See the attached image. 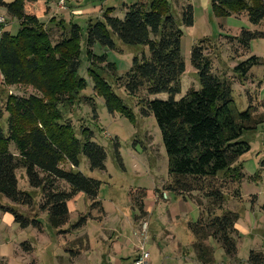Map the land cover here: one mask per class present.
<instances>
[{
    "label": "trees",
    "instance_id": "16d2710c",
    "mask_svg": "<svg viewBox=\"0 0 264 264\" xmlns=\"http://www.w3.org/2000/svg\"><path fill=\"white\" fill-rule=\"evenodd\" d=\"M35 1L0 0V9L19 24L14 34L0 32V200L5 198L12 204L0 202V211L11 214L20 228L31 225L41 230L37 216L29 219L14 207L30 210L34 207L30 193L18 188L16 170L22 168L29 186L41 191L37 210L47 213L49 225L57 232L68 233L84 226L87 218H95L91 213L84 214L65 227L70 218L67 202L76 194L82 193L89 200L90 207L98 212V219L104 215L97 201L100 182L76 168L83 156L91 170H103L106 154L102 146L92 141L90 130L80 126L76 133L62 111L64 106L79 103L78 94L86 87L78 76L81 29L56 17L48 24L42 23L36 15L25 11V4ZM211 9L216 17L246 13L249 22L259 27L254 31L242 29L231 38L238 44L235 54L247 50L251 40L264 39V0H211ZM112 12L113 8H106L102 19L90 22L87 27V71L95 95L104 99L110 114L117 112L132 119L131 109L122 106L111 86L94 69L98 67L115 75V64L108 62L106 55L93 54L92 48L99 44L116 51L112 36L125 45L147 48L148 54L135 56L131 67L122 76H116V81L129 95L140 96L141 116L151 114L160 130L168 158V179L162 189L189 199L198 207L197 220L187 222L197 261L214 262L213 248L206 243L209 239L234 260L238 251L239 215L225 206L226 196L241 198L236 189L245 177L241 158L250 150L249 143L241 137L264 123L261 112L264 102L247 92L246 108L238 109L231 82L246 81L251 77L250 69L256 65L263 66L261 82H264V58L252 55L239 62L233 67L230 80L213 74L202 45L193 46L190 64L196 71L198 88L176 98L185 72L180 25L193 24L192 6H181V19L168 0H136L125 6L122 20L110 16ZM15 85L30 86L37 94L20 97L8 93L6 88ZM162 93L165 97L158 95ZM63 162L68 163L69 169L61 166ZM143 196L141 190L134 198L140 212ZM260 210L264 213V202ZM23 249L28 252L32 248L25 244ZM247 262L264 264V253L250 250Z\"/></svg>",
    "mask_w": 264,
    "mask_h": 264
},
{
    "label": "rangeland",
    "instance_id": "374dc122",
    "mask_svg": "<svg viewBox=\"0 0 264 264\" xmlns=\"http://www.w3.org/2000/svg\"><path fill=\"white\" fill-rule=\"evenodd\" d=\"M127 1L65 0L63 4V8L71 7L82 11L76 10L73 12L76 15L73 16L70 15L69 10L63 13L67 22L71 21L81 29L78 76L85 81L86 87L78 94L79 99H81L80 102H76L72 107L64 106L62 111L64 117L71 122L76 133L79 132L80 126L90 130L93 134L92 141L102 146L106 154L103 170H91L87 159L83 156H81L76 170L84 176L100 182L97 201L105 212V217L102 220L105 228L112 226V223L114 224L118 218L121 239L129 238L127 232L133 228V215L138 212L134 198L143 190L145 196H143L142 203L153 216H149V218L151 217L149 223L146 221L147 226L149 224L148 231L142 234L140 238L146 236L145 239L151 254L156 253V244L159 239L168 240L166 239V228H171L177 241L185 245L190 253H193L194 250L191 246L193 238L186 228V224L189 221L197 220L199 216L198 207L193 201L183 199L171 191L165 190V194L162 193L158 196L160 199L156 197L155 188L162 189L163 184L168 179V158L160 130L151 114L147 117L141 116L140 96L129 95L116 81V76H122L131 67L135 56L141 58L143 54H148L147 48L139 45H125L115 36L112 38L116 44V51L109 50L99 44L92 48L93 54L97 56L106 55L108 62L115 64V75L107 74L106 70L98 67H94V69L111 86L113 92L120 98L122 106L131 109L134 116L132 119L117 112L110 114L104 99L95 95L93 81L88 76L89 62L85 52V39L89 23L102 19L103 10L109 7L113 8L110 16L122 20L125 6L130 4ZM168 1L180 19L181 6L190 4L193 11V24L188 27L180 25L182 32L180 50L185 63V72L181 76V91L176 95V98L183 96L189 89L198 88L197 74L190 64V52L193 46L202 45L204 54L210 59L213 74L228 77L230 80H232L230 76L234 73L232 69L239 62L252 55L260 59L264 58V39L262 38L251 40L247 50L242 54L240 51L235 54L238 44L236 40L231 41V38L238 36L242 29L254 31L259 28L249 22L246 13L216 17L211 9V0ZM53 6L57 7L56 10L62 9L60 5L58 6V1ZM27 10L28 8H25L28 13ZM0 17L3 18V23H0V32L16 33L19 28L18 21L15 18H9L6 13L0 12ZM49 27L51 29L53 25ZM49 27L48 30L50 31ZM54 29L59 31L57 27ZM50 35L54 39L52 33ZM200 41L203 42L200 43ZM249 73L251 77H248L246 81L240 83L236 79V82H231L233 101L238 109L246 108L248 104L247 92H250L251 95L254 94L261 103L264 102V82H261L263 66H253ZM6 89L8 93L20 97L37 94L32 87L25 85H15ZM158 95L165 97L163 93ZM86 98L89 102L88 100L84 102L83 99ZM261 112L264 115V108L261 109ZM94 115L96 118L93 117ZM241 139L250 145L249 152L241 158L245 177L236 187L241 198L237 199L232 195H227L225 203L227 208L239 215L236 222V228L240 230L237 239L238 251L236 258L231 261L224 255L219 245L207 241V244L213 248L214 262L212 264H248L249 251L252 248L261 252L264 251V213L260 210V206L264 202V123L258 126L255 131L245 132ZM61 166L69 169L66 162H63ZM16 178L18 188L30 193L34 207L33 210L20 206L14 207L29 219H34L37 216L41 230L31 225L24 229L20 228L13 221L11 214L0 211V264H78L81 259L70 260L63 250L76 246L78 243L82 245L81 239L86 237L84 233H91L94 229L98 230L102 225L89 222L92 218H87V226H85L86 222L77 230L72 232L68 230L70 233L57 232L49 225L47 213L37 210L42 196L41 191L29 186L24 169L16 170ZM0 202L6 206L12 205L5 198H2ZM70 205V218L66 228L74 224L79 216L84 214L88 216L89 213L92 216L98 215L97 210L90 207L89 200L83 194L82 196L77 195ZM129 219L131 223L128 222ZM152 223L154 224L153 236L150 235ZM162 228L163 233H161ZM138 229L139 225L136 227V230ZM168 243H171V239L166 242V244ZM25 244H29L32 249L28 252L24 251ZM187 263L193 264L190 261ZM182 264H186L185 261Z\"/></svg>",
    "mask_w": 264,
    "mask_h": 264
},
{
    "label": "crops",
    "instance_id": "0c3cea01",
    "mask_svg": "<svg viewBox=\"0 0 264 264\" xmlns=\"http://www.w3.org/2000/svg\"><path fill=\"white\" fill-rule=\"evenodd\" d=\"M4 1L9 2L12 0H4ZM57 1L58 0H37L35 2L26 3L25 8H28L27 10L28 13L36 15L38 20L41 21L42 23H47L52 17H59L62 18L65 22H67V20L64 18L66 16L63 13L66 10H69L70 15L72 16L76 15L75 13H73L76 10L78 12H82L81 9H76L71 7L70 8L68 7L67 9L62 8L56 10L57 7L53 6V4L57 3ZM135 1L136 0H128L127 3H133ZM0 12L5 13L3 9L0 10ZM155 191H156L155 195L159 199H160V197H158L159 195H161L162 193L165 194V190L163 189L159 190L158 188H155ZM77 195L82 196V193L76 194L73 197V199ZM73 199L67 202L69 214L71 212L70 204L71 202H73ZM150 215L153 216V214L148 212V210L145 208V206L142 203V211L141 212L138 211L133 215V221H132L133 228H130V231L127 232L129 234V238L122 240L118 218L117 220H115L114 224L112 223V226L105 228L103 226V221H102L105 217V212L100 219H95L98 217V215L92 216L91 214V216L95 218H92L91 221L89 222H93L102 226L99 227L98 230L97 229L92 230L91 233L89 232L90 234L88 232L84 233L86 234V237H84L83 240L81 239V241H83V244L81 245V243H78L76 244V246L65 248V250H63L64 254L68 256L70 260L81 259L79 260L78 264H132V260L135 257L136 252L141 246H144L149 251L148 264H182L183 261H185L186 264H189L187 263L189 261L192 262L193 264H200L196 259L195 252L193 251V253H190L188 249L185 248V245L177 241V239L174 237L171 228L165 229V233L167 235L166 239L168 240L171 239V243L166 244L168 240L164 241L162 239H159L156 244L157 245L156 253L152 255L151 251L149 250V245L147 244V240L145 239L146 236L144 235L142 238H140V236L142 235L140 233L141 232L140 224L144 220L149 223V220L151 218V217L149 218ZM128 222L131 223L130 219L128 220ZM87 225H88V221L85 226ZM138 225H139V229L136 230V227H138ZM148 228H149V224L147 226L146 232L148 231ZM186 228H187V224H186ZM237 230L238 232H240L238 228ZM153 231H154V224L152 225V229L150 232V235L152 236H153ZM163 232L164 231L162 228L161 233ZM207 241H212V240L209 239ZM192 242L193 239L191 241V246H192ZM84 245L85 247H83Z\"/></svg>",
    "mask_w": 264,
    "mask_h": 264
},
{
    "label": "built area",
    "instance_id": "2783aa9c",
    "mask_svg": "<svg viewBox=\"0 0 264 264\" xmlns=\"http://www.w3.org/2000/svg\"><path fill=\"white\" fill-rule=\"evenodd\" d=\"M65 0H58V6L60 5V8H63ZM0 23H3V18L0 17ZM147 229V222L142 221L140 224V230L141 234H144ZM149 261V251L144 247L141 246L138 251L136 252L135 257L132 260V264H148Z\"/></svg>",
    "mask_w": 264,
    "mask_h": 264
}]
</instances>
